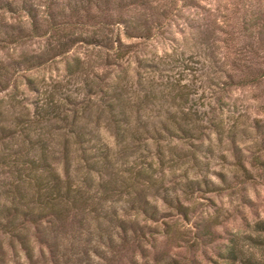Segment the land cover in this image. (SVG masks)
<instances>
[{
	"label": "rangeland",
	"instance_id": "obj_1",
	"mask_svg": "<svg viewBox=\"0 0 264 264\" xmlns=\"http://www.w3.org/2000/svg\"><path fill=\"white\" fill-rule=\"evenodd\" d=\"M256 221L264 0H0V264H264Z\"/></svg>",
	"mask_w": 264,
	"mask_h": 264
},
{
	"label": "trees",
	"instance_id": "obj_2",
	"mask_svg": "<svg viewBox=\"0 0 264 264\" xmlns=\"http://www.w3.org/2000/svg\"><path fill=\"white\" fill-rule=\"evenodd\" d=\"M254 225L257 228L264 229V221H256L254 223ZM227 252L229 253V256L230 257H232V258L237 257V255L235 253V250L233 248H228ZM239 260H240V262L242 264H259V262L257 260L251 259L250 257L245 256V255L239 256Z\"/></svg>",
	"mask_w": 264,
	"mask_h": 264
}]
</instances>
